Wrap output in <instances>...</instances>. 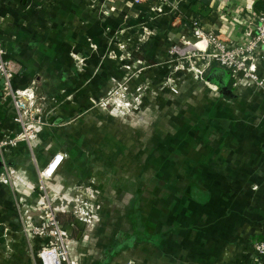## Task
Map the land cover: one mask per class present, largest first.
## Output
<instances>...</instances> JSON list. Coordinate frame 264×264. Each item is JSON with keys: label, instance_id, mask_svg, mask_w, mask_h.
Listing matches in <instances>:
<instances>
[{"label": "crops", "instance_id": "0c3cea01", "mask_svg": "<svg viewBox=\"0 0 264 264\" xmlns=\"http://www.w3.org/2000/svg\"><path fill=\"white\" fill-rule=\"evenodd\" d=\"M130 1L0 0V40L7 57L15 64L13 87L24 89L32 86L36 97L45 106L44 124L33 145L29 148L21 142L7 156L6 162L13 172L12 185L7 186L0 180V264H40L36 253L41 243L27 237L22 226L25 216L34 224L40 222L42 197L37 188V168L43 167L57 152L66 154V159L53 179L47 182V188L56 195L57 218L64 219L70 215L73 220H60L70 236L69 257L76 264H119L118 253L116 257H110L112 250L121 251V254L124 247L136 249L138 241L128 240L123 232H118L114 249L104 248L110 241V238L105 239V235L109 234L112 226L99 220L101 211L98 205H92L95 197L88 184L89 169L85 176L76 177L77 172L68 165L67 151L62 143H56L62 124L57 116L60 110L56 106L50 107L52 99L56 100L62 91L73 92L75 85L82 80L104 85L110 71L105 70L106 63L99 59L105 57L110 45L119 52L123 46L129 47L136 56V49L146 48L156 56L171 41H193L190 25L197 12L203 15L199 21L203 31L216 30L228 41V46L241 45L250 38L256 18L264 9V0H170L177 2L180 13L179 24L172 26L174 17L168 9L161 15L152 10L156 0H146L140 6H132ZM144 28L149 30L148 33L143 32ZM144 34H149V40L139 45L137 38L139 40ZM81 62L85 64V67L82 65L85 72L78 74L77 63ZM252 63L258 75L264 78V55L260 50L253 56ZM209 68H214L210 71L211 80L215 71L220 72L216 78L219 85L211 81L213 85L208 87L212 91L205 99L209 100L208 112L215 109L221 115L210 116L217 126L218 137L226 140L225 144L219 145L222 154L217 159L221 164L219 169L235 196L248 199L252 196L255 202L264 197V92L250 83L239 85L228 71L217 65ZM112 69H116L114 62ZM112 69L110 73L115 74L117 69L115 72ZM185 80L191 83L186 84L187 88L186 85H178L185 92L190 85L195 87V83L204 88V80L199 83L197 79ZM219 87H226L224 94ZM69 95L68 99H71L72 95ZM181 96V99L186 97L185 94ZM12 117L10 103L2 101L0 92L1 139L12 138L17 132ZM81 184L90 192L82 199L84 202L78 199V192L74 190ZM92 187L96 189L94 183ZM262 208L261 212H264V204ZM79 210L92 211L90 222L77 221L75 212ZM233 245L238 246L227 264H264V257L254 255L252 250L244 247L245 244L241 246V242H237Z\"/></svg>", "mask_w": 264, "mask_h": 264}, {"label": "rangeland", "instance_id": "374dc122", "mask_svg": "<svg viewBox=\"0 0 264 264\" xmlns=\"http://www.w3.org/2000/svg\"><path fill=\"white\" fill-rule=\"evenodd\" d=\"M148 40L144 34L137 43ZM168 46L156 56L144 46L136 56L129 47L119 52L110 45L99 61L110 72L114 62L117 71L104 85L82 80L73 92L52 99L62 124L56 143L67 151L76 177L91 172L92 205L101 211L99 220L112 226L104 248L114 249L118 232L138 241L136 249L124 247V256L109 253H118L119 264H227L238 246L233 243L254 254V244L263 240L264 197L254 202L235 196L223 180L217 159L226 140L210 118L221 115L208 112L205 100L214 68L203 73L204 88L195 83L185 92L181 86L191 84L185 79L195 80V60L169 55ZM82 65L77 63L78 74L85 72ZM74 190L81 202L90 194L83 184ZM68 216L58 220L70 222Z\"/></svg>", "mask_w": 264, "mask_h": 264}, {"label": "built area", "instance_id": "2783aa9c", "mask_svg": "<svg viewBox=\"0 0 264 264\" xmlns=\"http://www.w3.org/2000/svg\"><path fill=\"white\" fill-rule=\"evenodd\" d=\"M130 5L140 6L146 0H131ZM169 10L173 14V24H179L180 13L177 2L170 0H157L152 10L161 15ZM149 31L144 28L143 31ZM190 35L193 41L174 40L168 46L169 55L177 59L195 60L192 73L195 79L202 80V75L211 65H217L228 71L231 78L238 84H252L264 92V78L257 73L252 63L253 56L258 50L264 55V9L256 18L254 30L247 42L241 45L228 46V41L217 33L216 30L203 31L199 21L191 22ZM205 43L204 48L197 45ZM192 46V47H191ZM16 74L15 64L7 57L0 40V92L3 102H9L12 108V121L17 132L12 138H0V180L7 186L12 185L13 172L7 164V156L21 142L26 143L30 148L36 140L37 134L41 131L42 117L45 106L36 95L32 86L24 89L13 87V76ZM182 79L177 81L174 87L179 85ZM207 83V82H205ZM174 90V89H173ZM176 91V90H175ZM66 154L57 152L41 168H37V188L41 193L42 202L40 205V222H34L23 216V232L27 237L38 239L41 243L36 253L40 264H76L69 257L70 236L67 228L57 218L55 212L56 195L47 188V182L51 181L60 168ZM86 206V204H84ZM92 213L79 210L75 212L77 221L80 223L90 222L89 215ZM254 255L264 257V239L253 246ZM124 264H132L125 262Z\"/></svg>", "mask_w": 264, "mask_h": 264}, {"label": "trees", "instance_id": "16d2710c", "mask_svg": "<svg viewBox=\"0 0 264 264\" xmlns=\"http://www.w3.org/2000/svg\"><path fill=\"white\" fill-rule=\"evenodd\" d=\"M157 1V0H156ZM195 20L196 21H200V19L203 17V15L200 12L195 13ZM191 26V25H190ZM220 76V72L219 71H215V73L213 74V79L211 81H213L215 84L219 85V82H217V77ZM229 86V85H228ZM225 88L226 87H219V90L221 91V94L225 93ZM60 221V220H59ZM63 225H65L63 222H61Z\"/></svg>", "mask_w": 264, "mask_h": 264}, {"label": "bare ground", "instance_id": "6f19581e", "mask_svg": "<svg viewBox=\"0 0 264 264\" xmlns=\"http://www.w3.org/2000/svg\"><path fill=\"white\" fill-rule=\"evenodd\" d=\"M201 45H204L205 46V43H204V41L203 42H201V43H199L197 46L199 47V48H203V47H201ZM192 47V46H191Z\"/></svg>", "mask_w": 264, "mask_h": 264}]
</instances>
